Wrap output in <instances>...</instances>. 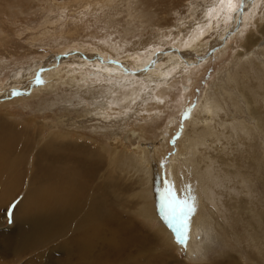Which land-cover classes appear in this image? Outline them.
<instances>
[{"label": "rangeland", "instance_id": "rangeland-1", "mask_svg": "<svg viewBox=\"0 0 264 264\" xmlns=\"http://www.w3.org/2000/svg\"><path fill=\"white\" fill-rule=\"evenodd\" d=\"M250 1L238 13L239 0H234L231 10L221 0H95L98 4H90L88 9L84 0H0V133L11 129V122L21 130L26 127L13 154L17 159L7 163L9 175L0 182L6 188H0V264H77L74 253L67 250L74 247L73 239L67 235L41 238L36 247L19 251V255H6L4 250L7 236L18 240L23 225L20 213L24 217L29 210L18 206L28 190L30 156L53 133L61 132H71V139L93 143L97 149L103 145L108 151L99 175L92 184L88 182L91 185L87 199L93 192L99 193V183L108 178L110 169L118 177L111 196L118 204L110 206L107 203L111 197L103 195V199L108 210L115 208L119 218L114 224L121 230L110 238L115 242L108 250L107 242L98 249V264H135V258L144 259V264H226L228 260L264 264L263 133L246 138L240 145L237 140L225 145L223 137L217 147H208L210 139L206 137L204 151L218 159L221 155L235 157V166L230 169L237 168L251 180L243 183L233 175L231 181L217 187V203H208L207 210L212 214V234L201 252L191 254L179 244L175 249L172 243L160 242L158 235L166 233L160 222L152 217L146 219L137 210L142 201L138 191L141 175L119 172L109 159L110 154L155 145L161 151L159 165L155 166L158 184L161 183L158 188H170L172 172L178 192L183 195L188 184L198 182V174L193 160L174 158L186 132H201L202 123L193 121L192 112L205 98V92L222 102L224 110L220 115H225L231 125L228 128L236 120L256 123L250 114L251 105L241 94V83L234 80V76L238 80L236 73L245 69L249 70L250 81L264 78V34L259 30L264 25V0ZM251 35L260 39L252 51H247L244 43ZM239 53L245 54L236 59ZM63 69L82 77L81 87L63 83L49 90L36 85L41 74L59 70L63 77ZM147 74H151L149 78ZM113 83V89L121 84L130 89L141 87L125 106L116 91L110 96L108 90L103 91ZM246 90L253 93L249 87ZM235 95L238 107L232 99ZM105 102L106 112L96 113ZM219 119L216 115L207 118L217 129L221 127ZM29 136L39 144L31 154L30 147H24L28 146ZM0 143L5 144L3 139ZM248 148L258 155L257 163L240 157L239 154L250 156ZM23 152L27 153L21 159ZM37 183L33 179V184ZM234 204L241 205V213ZM130 217L132 224L126 222ZM197 239L202 243L206 240L203 235Z\"/></svg>", "mask_w": 264, "mask_h": 264}, {"label": "bare ground", "instance_id": "bare-ground-1", "mask_svg": "<svg viewBox=\"0 0 264 264\" xmlns=\"http://www.w3.org/2000/svg\"><path fill=\"white\" fill-rule=\"evenodd\" d=\"M84 1L86 2L85 7H87V9L91 7L90 4H98L94 2L95 0ZM250 2V0H247L248 4ZM79 4L81 5V3ZM99 5L101 6V3H99ZM50 6L51 5H49V7ZM259 30L263 35L264 25H261ZM194 31H196V29ZM194 36L195 34L192 35L191 38H193ZM259 39L260 38L256 37L255 35L249 36L244 43L247 48L246 50L252 51V48L255 47ZM194 47L195 49H193L195 51H198L197 46ZM244 54L245 53H239L236 56V59H241ZM161 69L164 70V67H162ZM248 71L249 70L247 69L238 71L236 73L238 80L237 78L235 79V76L234 80L235 83H241V94L243 93L242 95L246 99V103L248 105H251V108L253 110L250 112V114L255 119H257L256 123H249V121L247 120L236 122V120L232 124V128H228V126L231 125H229V123L227 122L225 115H220V112H223L224 110L222 102L219 99L212 97L208 92H205V98L201 100L199 106L192 112L193 121H196L199 124L202 123L201 132H196L197 129H195V132H186L184 134V140L181 141L182 147L180 148V152L178 151L177 156L174 158L175 160L179 158H186L189 162L193 160L192 165L197 171L196 173L198 174V182H193V186H190L188 184L186 187L187 190L185 191V194H183V196L178 192L180 191V189L177 188L178 185H176V178H174L175 175L173 177L172 172L169 173V184L171 190L175 192L176 196L179 199H184L185 197H187L189 203L193 205L190 217L191 226L186 246L189 254L194 253L197 250L201 252L200 249H202L206 244V241L209 240V234H212V214L210 212H207V210L209 209L208 203H214L215 201V196L218 193L217 187L225 184V181H231L233 175L238 176L240 181L243 183L251 180L249 175H245V173L238 170L237 168L235 170L230 169L231 167L235 166V157L229 158L227 156L225 157V155H221V158L218 159L214 157L213 154L204 151L202 147L207 140L206 137L210 139V145H208V147H214V144L217 147V143L224 139L225 145L232 144L233 140H237L238 142L240 141V145L241 143H245V141L243 140H245L246 138L248 139L250 137H257V135H259L260 133H263L264 135V91H262L264 89V78L258 82L250 81L251 79L248 76ZM63 72H65L63 77L62 74H60L59 70L52 73L50 72L46 74L44 73L43 75L41 74L39 80L36 82V85L39 84V87L41 85L42 88H49V90L63 83H69L71 85L76 83L81 87L82 77L78 78L77 75L69 73V71H66L65 69H63ZM150 75L151 74H147V78H149ZM147 78L144 79V81H147ZM77 79L80 80L78 81ZM36 85L34 86L36 87ZM123 86L124 85L121 84L118 88L113 89V87H115L114 83L111 84V87H109V85L107 84L105 88L103 86V91L108 90V96H110L113 90L116 91L119 94L117 96L118 100L125 105L130 102L132 95H136L137 93H139L141 86H131V89L129 87L125 88ZM247 87L251 88L253 93H249L246 90ZM97 90H99V88ZM98 93H100V91ZM152 98L154 99V97ZM155 98H157V96ZM237 98V95L232 97L234 105L238 107L239 100H237ZM106 108L107 103L106 105H103V107H98V111H96V113L104 114V112L101 111L105 110L106 112ZM99 109L101 110L99 111ZM215 115L217 117L220 116L219 120L221 121V127L219 126L220 128L218 129L214 127L212 128V125L210 124L212 121L210 122L207 120V118H213ZM24 127L25 126H23V130H21L17 127V125L11 122L9 125V128L11 129L9 131H3L0 133V138L3 139L5 143L3 145H0V182L2 180V177H4L5 182L6 178L9 175V167L7 166V163H12L11 161L17 159L16 157H14L15 155L13 156V154L18 150L17 146H20L18 143V138H21L24 129H26V127ZM25 133L26 131L24 132V134ZM26 134L30 135L29 132H27ZM50 137L52 138L46 140V142L44 141L45 143L41 144L36 152L30 156L31 173L30 180L28 181V190L26 192L24 201L18 206V209L24 207L29 210H27V212H24V217L22 213H20V221L23 220V225L20 227L19 235H17L16 237L19 241L16 240L15 242V240L13 239L14 237L12 236L6 237L5 241H7V244L4 248L5 254L7 255L18 253L19 255V251L21 253H24L25 251L31 250L36 247L39 243V240H43L41 238H49L50 240V238L55 239L67 235L73 239L74 247L70 249L68 247L67 250L68 252L74 253L76 258L74 259V262L77 261V264H98V249L103 246L105 247V242H107L106 249L108 250L111 244L115 242V240L111 242L110 238H115L114 233H118L119 235L120 232L118 230H121L120 225L114 224V220H116V218H119L116 215L115 208L108 210L107 206L105 205L107 202L103 199V195L107 198L114 195L113 187L118 186V177L114 176V170L110 169L111 171L109 170L110 173H108V178L105 181L101 180V182L99 183V193L93 192L92 197L90 199H87V196L89 195V187L99 175V171L103 166L102 164H104L105 162L104 159H106V153H108L106 147L101 144L102 146L97 145V149L95 147H92L93 143L92 145H90L85 142L73 140L71 139V132L53 133ZM28 139H30L28 146L24 147H27L28 149L30 147L31 152L29 154H31L38 143H35L33 136ZM224 150H226V148H224ZM159 152H161L160 148L152 145L148 148L141 147L135 152H119L115 153V155L113 156H111L112 154H110L109 159L112 160L111 163H114L113 166L115 170L119 172L127 170L128 173L134 172L137 175H141L142 183L139 186L140 189L138 191L142 201L140 207H138L137 210L140 209V214L146 219L148 217H152L156 221L160 222V224L162 225V231L166 232L158 235L160 242L162 241L164 243H172L175 246L173 247L177 249L178 243H176L175 241L173 230L168 226L166 220L164 219V217L168 213V203H166L164 197L168 196L170 199L171 194L168 192V189L166 190V188H164V185L161 187V189L158 188L160 187L159 185L161 183L158 184V175L155 166L156 164L159 165ZM226 152L228 153V151ZM26 153L23 152L21 159L24 158V154ZM59 153L61 154L58 155ZM248 153L250 156L243 157L241 154L239 155L243 159L249 157L257 163L258 155H256L255 152L250 151V149L248 150ZM262 158H264V155ZM21 159L19 156L18 160H20V163L22 162ZM57 161L60 162L59 165L55 163ZM195 169L193 170V172L195 171ZM160 170L161 169H159L158 171L159 174ZM33 179H37V185L33 184ZM41 180L44 181L41 182ZM88 182H91V184L88 185ZM0 188L6 189L5 186L1 184ZM215 202L217 203V201ZM107 204L113 206L115 204H118V200H116L115 197H111L110 203ZM120 205H122V203ZM234 206L236 207V210L241 213V205L237 206L234 204ZM129 221H131L132 224L133 218L130 217V219L128 218V221L126 220L127 223H129ZM131 231L138 232L136 229H132ZM199 235H203L204 239H206L203 243L201 239H197ZM66 246H68V244ZM143 260L144 259L140 260L139 258H135V264H144ZM226 264H238V262L228 260L226 261Z\"/></svg>", "mask_w": 264, "mask_h": 264}, {"label": "snow or ice", "instance_id": "snow-or-ice-1", "mask_svg": "<svg viewBox=\"0 0 264 264\" xmlns=\"http://www.w3.org/2000/svg\"><path fill=\"white\" fill-rule=\"evenodd\" d=\"M221 3H226L230 10L233 9L234 0H221ZM246 6L247 0H239V9H237L238 13ZM168 192L171 194V196L170 199L168 196L164 197L166 203H168V213L164 219L166 220L168 226L173 230L176 243L186 248L191 226L190 217L193 205L189 203L187 197L182 200L179 199L175 192L171 190V188L168 189Z\"/></svg>", "mask_w": 264, "mask_h": 264}]
</instances>
